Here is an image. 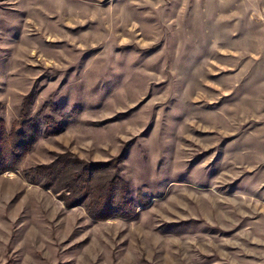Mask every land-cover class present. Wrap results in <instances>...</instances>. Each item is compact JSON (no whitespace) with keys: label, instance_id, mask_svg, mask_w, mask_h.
<instances>
[{"label":"rangeland","instance_id":"1","mask_svg":"<svg viewBox=\"0 0 264 264\" xmlns=\"http://www.w3.org/2000/svg\"><path fill=\"white\" fill-rule=\"evenodd\" d=\"M0 126V264H264V0H0Z\"/></svg>","mask_w":264,"mask_h":264},{"label":"trees","instance_id":"2","mask_svg":"<svg viewBox=\"0 0 264 264\" xmlns=\"http://www.w3.org/2000/svg\"><path fill=\"white\" fill-rule=\"evenodd\" d=\"M30 105H31V102L29 101L28 106H30ZM28 109H30V107H28ZM23 124H25V123H23ZM1 133H2V135H5L4 127L2 128L0 126V134ZM15 134L16 135H14L15 137L13 140H12V138H10V139L8 138V142H5V140H3L4 143H2V141L0 140V175L6 173L8 171L18 170L20 163H21L22 154H24L26 151V149H25L26 138H24V137L27 136V138H29V133L26 132L25 127L24 128L21 127L19 129V131H17ZM33 138H34V136L31 137V140ZM22 151H24V152L21 153ZM83 164L85 165V168L79 170L78 174L75 175V177H73V180H75L74 182L77 183V186H78V181H80L81 186H80L79 190L81 191V193L83 195V199L84 198L88 199L89 198V190H90L89 186L91 185L92 177H93V175H92L93 172H90L89 168H91L94 165L87 164L85 162H83ZM62 171H64V165H63V163L57 161V162H55L49 166L39 167L36 170L35 174L38 177H45V178L47 177V178L54 180L55 178H59ZM52 186L53 185L48 182L47 188H51ZM69 196H68V198H69ZM82 203H84V202L82 201ZM105 207H107V206L105 205L102 208H105Z\"/></svg>","mask_w":264,"mask_h":264}]
</instances>
